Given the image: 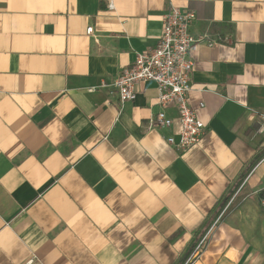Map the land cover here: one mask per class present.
Segmentation results:
<instances>
[{
    "label": "crops",
    "instance_id": "crops-1",
    "mask_svg": "<svg viewBox=\"0 0 264 264\" xmlns=\"http://www.w3.org/2000/svg\"><path fill=\"white\" fill-rule=\"evenodd\" d=\"M172 7L214 41L193 54L206 130L186 152L177 121L147 128L154 82L123 107L113 86ZM258 115L264 0H0V264H185L204 239L193 264H264Z\"/></svg>",
    "mask_w": 264,
    "mask_h": 264
},
{
    "label": "built area",
    "instance_id": "built-area-1",
    "mask_svg": "<svg viewBox=\"0 0 264 264\" xmlns=\"http://www.w3.org/2000/svg\"><path fill=\"white\" fill-rule=\"evenodd\" d=\"M196 19L194 12L172 7L163 17V31L157 47L139 54L130 67L122 70L113 85L121 107L136 101L140 84L154 82L157 85V104L162 109L149 119L147 128L171 129L177 121L180 125L177 136L172 135L166 141L178 152L198 146L206 130L189 100L193 91V54L203 44L213 46L214 41H208L207 36L192 34ZM93 33L94 29L89 28L87 34L91 36ZM107 87L102 84V88ZM200 107L203 109L205 105ZM169 110L176 113L175 119L168 115ZM258 117L257 133L264 135V115ZM204 243L205 239L196 246L185 264H193L200 258Z\"/></svg>",
    "mask_w": 264,
    "mask_h": 264
},
{
    "label": "trees",
    "instance_id": "trees-1",
    "mask_svg": "<svg viewBox=\"0 0 264 264\" xmlns=\"http://www.w3.org/2000/svg\"><path fill=\"white\" fill-rule=\"evenodd\" d=\"M232 196H233V194H230L229 196H227V197L224 199V202H223V204H222V207H221L220 212H221V211H222V210L228 205V203L230 202ZM260 196H261L262 199H264V191L261 193ZM195 247H196V245H195ZM195 247H192V248L188 251V253H187L186 257H185V260L188 259L187 257L190 256V255L192 254V252H193V250L195 249ZM185 260H184V261H185Z\"/></svg>",
    "mask_w": 264,
    "mask_h": 264
}]
</instances>
